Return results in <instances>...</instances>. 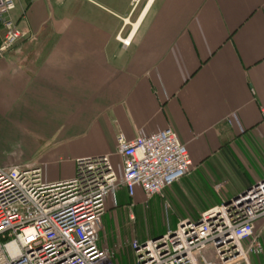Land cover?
I'll use <instances>...</instances> for the list:
<instances>
[{
    "label": "crops",
    "instance_id": "0c3cea01",
    "mask_svg": "<svg viewBox=\"0 0 264 264\" xmlns=\"http://www.w3.org/2000/svg\"><path fill=\"white\" fill-rule=\"evenodd\" d=\"M11 18L23 38L0 57V141L26 152L0 155V167L39 163L55 183L74 176L76 158L104 154L121 175L118 134L132 141L170 129L192 173L225 164L230 198L264 177V0H19ZM232 116L242 131L227 125ZM195 177L166 197L185 208ZM143 200L122 189L106 208ZM260 238L264 250V230ZM262 253L249 264H263Z\"/></svg>",
    "mask_w": 264,
    "mask_h": 264
},
{
    "label": "built area",
    "instance_id": "2783aa9c",
    "mask_svg": "<svg viewBox=\"0 0 264 264\" xmlns=\"http://www.w3.org/2000/svg\"><path fill=\"white\" fill-rule=\"evenodd\" d=\"M18 1L0 0V57L23 38L11 18ZM259 113L264 122V105ZM237 121L232 116L226 123L242 131ZM186 150L166 129L132 141L116 136L121 175L104 154L76 158L74 176L55 183L43 180L39 163L0 167V264H119L100 245L107 201L115 207L122 189L130 198L140 191L146 206L192 173ZM224 202L196 221L186 218L173 230L132 242L133 264H249L263 251L264 177Z\"/></svg>",
    "mask_w": 264,
    "mask_h": 264
},
{
    "label": "rangeland",
    "instance_id": "374dc122",
    "mask_svg": "<svg viewBox=\"0 0 264 264\" xmlns=\"http://www.w3.org/2000/svg\"><path fill=\"white\" fill-rule=\"evenodd\" d=\"M25 152L26 147L24 144L14 142L13 138L11 140L4 138L0 141V155L3 157H18L25 154ZM200 171L197 174L198 171L196 170L189 175L190 177L197 175L195 178L199 184L194 186L192 195L188 197L189 201L184 203L185 208L179 205L180 201L177 198L168 199L166 197L167 190H165L161 196L149 200L146 206L142 203L141 205H133L129 209L125 207L116 208L113 213L108 210L106 213L108 224L103 225V231L100 234V245L114 252L116 261L119 264L122 262L123 264H133L134 258L130 247L132 242L145 241L167 230L175 229L180 221L186 219V213L191 214L189 216L191 220H198L203 211H200L202 203L211 199L213 207L220 203L221 194L226 191L231 193V190L235 187V181L233 182V178L230 176L231 173L229 174L225 164H222L219 160L214 159L208 162L204 165L203 171L202 169ZM218 185L222 186L223 189L216 193L214 189ZM201 192L204 193V196L201 195ZM222 197L226 201L231 196L223 194ZM183 209H186V211ZM195 214L196 216H194ZM131 216L133 220L130 219ZM261 256H264V250Z\"/></svg>",
    "mask_w": 264,
    "mask_h": 264
},
{
    "label": "bare ground",
    "instance_id": "6f19581e",
    "mask_svg": "<svg viewBox=\"0 0 264 264\" xmlns=\"http://www.w3.org/2000/svg\"><path fill=\"white\" fill-rule=\"evenodd\" d=\"M137 27H138L137 24L133 26L132 35H133L134 32L136 31ZM119 40H120L121 43H125V44H129V42H130V41H129L130 39H126V40L119 39Z\"/></svg>",
    "mask_w": 264,
    "mask_h": 264
},
{
    "label": "trees",
    "instance_id": "16d2710c",
    "mask_svg": "<svg viewBox=\"0 0 264 264\" xmlns=\"http://www.w3.org/2000/svg\"><path fill=\"white\" fill-rule=\"evenodd\" d=\"M206 161H207V160H206ZM206 161H205V162H206ZM194 167H195V166H194ZM183 180H184V179H183ZM211 205H212V204H209V205H206V206L202 207V210L205 211V210L211 208V207H212ZM203 211H202V212H203ZM163 233H164V232H163ZM122 264H123V262H122Z\"/></svg>",
    "mask_w": 264,
    "mask_h": 264
},
{
    "label": "water",
    "instance_id": "95a60500",
    "mask_svg": "<svg viewBox=\"0 0 264 264\" xmlns=\"http://www.w3.org/2000/svg\"><path fill=\"white\" fill-rule=\"evenodd\" d=\"M228 202V200H226L224 203Z\"/></svg>",
    "mask_w": 264,
    "mask_h": 264
}]
</instances>
